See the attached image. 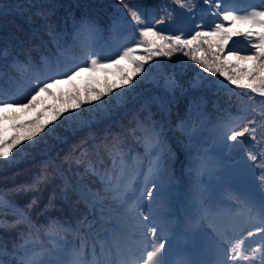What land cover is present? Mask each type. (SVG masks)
Returning a JSON list of instances; mask_svg holds the SVG:
<instances>
[{"label":"snow or ice","instance_id":"6c2138e0","mask_svg":"<svg viewBox=\"0 0 264 264\" xmlns=\"http://www.w3.org/2000/svg\"><path fill=\"white\" fill-rule=\"evenodd\" d=\"M119 2L135 23L138 35L132 46L123 47L115 54V58L107 57L91 45L81 43L80 46L87 49V59L76 62L71 67L63 66L60 55L67 47L69 37L51 25H45L47 40L41 36L34 38L30 44L24 42L17 46L20 51L11 57V67L25 77L27 90L23 99H19L18 93L0 88V159H12L15 153L21 151L25 142L36 144V137L46 130L50 131L49 126L62 116L74 127L87 126L89 120L82 118L81 111L84 104L101 101L105 95L111 96L114 88L134 85L137 82L135 77L141 73L145 76L148 74L146 65L154 58L162 55L171 58L177 52L187 56L200 69L194 87L205 79L216 77V81L209 79V83L221 84L225 88L231 85L233 87L228 89L229 91L249 102V105L242 109L247 115L239 118L240 121L247 120L242 126L237 127L232 121H221L218 124V132L224 142L236 144L238 141L250 139L256 142L257 149H264V108L258 111L255 107L257 97L262 98L261 104L264 105V0H261L258 6H251L250 10L244 11L236 8L231 0H203V5L207 8L201 6L203 15L199 16V22L196 19H186L182 28L167 34L159 26L171 21L168 9H162L159 18H155L139 4L130 6L125 0ZM173 2L189 16L198 7L197 0ZM112 27L114 31L122 27L120 18L114 19ZM73 29V43L83 34L93 35L97 32L95 23L86 19L75 23ZM241 40L244 46L236 47V43ZM33 51L39 54L38 59L33 56ZM141 51L144 54L138 55ZM101 60L106 63H101ZM121 61H127L131 65L130 71L121 69L122 85H113L106 90L88 89L96 94L87 100L78 92L72 93L69 99L74 100V103L70 106L57 108L46 103L45 97L63 102V97L53 91L55 86L71 82L80 73H92L98 69L106 70L119 66ZM202 73H207L208 78ZM3 75L4 73L0 72V76ZM177 87L179 85L174 78L166 79L167 91L174 92ZM117 98H120L119 93ZM153 105H156L163 118V114L168 110V103L163 98H149L141 105L138 117L134 118L129 126L122 127L117 132H109L99 144L95 143V140L91 144L82 140L74 145L66 154L65 160L84 167L82 173H75L78 177L75 183L64 175L60 165H56L54 161H45L32 183L20 188L21 191L39 192L41 186L48 182L49 173L55 176L59 171L63 181L61 194L67 198L71 192L77 197V201L84 205V212L75 225L69 227L67 221L52 219L44 228H38L32 222L28 211L6 199L7 193L0 192V229L6 230L20 225L25 227L24 231L18 233L17 242L13 243L11 249H8L4 241H0V264H197L187 258L179 261L169 259L170 253L166 244H170L167 233L172 230L171 224L157 219L150 211V205L141 204L145 197L151 202L155 198L154 193L158 192L156 178L165 174L161 154L164 157L171 156V149L168 148L164 136L162 119H155ZM33 110L37 113L34 118L26 122H15L21 113ZM48 110L53 112L52 119L41 121V117ZM203 116L201 105L193 101L189 113L181 119L179 126L185 131L190 142L195 138L197 124ZM6 120L14 121L11 125L13 129L29 130L25 133L14 131L10 136H5L7 129L3 127V122ZM129 138L134 147L143 148V153L136 154L135 160L138 163L147 162L145 191L140 192L139 196H135L132 187L136 166L131 163L134 148L129 147ZM77 152L79 156L76 155ZM105 157L111 161L110 167L106 164ZM247 157L256 162V150L250 149ZM259 158L264 160V151L260 152ZM204 167L205 160L197 151L196 155L191 156L190 168L199 175ZM87 176H94L100 187L94 189L86 183ZM148 184L151 185L150 188L147 187ZM258 188V226L243 237L230 235L227 227L217 229L213 237L216 259L212 264H264V176L259 178ZM250 197L254 198V194H250ZM54 200L55 194L50 197L49 206ZM35 203L36 200L33 199L27 207L31 208ZM4 209L13 216L11 222L7 221ZM113 212L122 214L116 217L119 221L117 227L109 230L105 225L112 219ZM218 215H223L219 208L201 199L189 218V227H196L204 220ZM69 232L75 235L78 241L70 250L62 238V233ZM42 234L56 241L54 248L49 249L46 244L37 242L36 237ZM254 237L260 239L253 248L247 241ZM37 248L44 251L38 252L35 250Z\"/></svg>","mask_w":264,"mask_h":264},{"label":"trees","instance_id":"16d2710c","mask_svg":"<svg viewBox=\"0 0 264 264\" xmlns=\"http://www.w3.org/2000/svg\"><path fill=\"white\" fill-rule=\"evenodd\" d=\"M23 13L24 15H28V16H34L33 14V7L32 4L29 0H0V15L1 14H7V13ZM34 25H36L37 29H41V25L40 22L38 23L37 20L33 19L32 20ZM200 74V69L198 68V66L196 65L192 71V74L186 75L184 76V78H181L179 81L182 82L184 81V86L189 84V88L194 89L195 90H201L202 93V102L205 103L207 101V99L209 97H211V94H209L208 96L204 94V90L209 88V85H212L216 91L218 92H223V88L221 85L218 84H210L209 83V79L211 81H213V78H208V74L205 75V73H202V75L205 78L203 81V83H201L198 86H193L196 80L197 75ZM141 76H137L135 77V80L140 78ZM122 78V77H121ZM215 78V77H214ZM121 81L123 82V80L121 79ZM137 81V80H136ZM138 81L137 83H135V85H138ZM75 84L77 85V87L81 90H83V94H81L80 96L87 100L90 97H93V94H96L95 92H90L87 91V83L86 80L84 78H78L75 82ZM123 84V83H122ZM122 84H118V85H122ZM101 85V81L98 78H91L90 81V86L91 87H99ZM113 85H107L106 89L108 87H111ZM136 88V87H135ZM86 90V91H85ZM120 90V93L122 94L124 91H127L126 88H114L113 94L116 93V91ZM86 92V93H85ZM125 93V92H124ZM137 92H135L136 94ZM113 94L109 97H112ZM63 97V102L59 101L57 102L56 100L52 99V102L49 105H53L57 108L60 107H64V106H70L72 103H74V100L69 99V94H63L61 95ZM56 101V102H55ZM199 102V101H198ZM61 103V104H59ZM116 103H118V101H116ZM86 105H89L90 107L94 108L93 110H91L90 112H84L82 109L83 107H85ZM225 105H221L220 107L223 108ZM81 109L82 113H83V117L85 119H89L91 116H93V114L96 111H99L100 114H103L102 111H100V106H96V102L94 101L92 104H84ZM106 107V106H105ZM109 109V111H115L116 108L114 105L112 104H108V106L106 107ZM220 108V109H221ZM184 109L188 112L189 108L188 106H185ZM113 112H109L107 113V116L112 118L113 117ZM52 115L53 112L51 110H49V112L46 115V121L47 120H51L52 119ZM184 115L186 116L187 113H184ZM122 119V118H121ZM121 119L119 120V124L121 126ZM112 120H114L112 118ZM205 121H206V117L203 116V119L197 124V132L196 135H203L204 132V127H205ZM103 122L105 124H107V128H113L111 125V121H108L106 119L103 118ZM91 121L89 120V124L87 126H90ZM87 126H82L83 128H86ZM31 126H29L30 128ZM50 131L46 130L44 133H40L37 137V143L36 144H30L28 142H25L24 145L21 146V151L19 153H15V157L21 158V157H25V158H30L32 160L33 164V168L36 169H41L42 164H40V162L44 163L45 161L51 160L55 157H57L58 155H61V153L59 152V144L61 143V141L65 140V138H62L60 136V132L62 130H67L69 129L71 132H75L76 130H79V128L74 127L72 124L68 123L67 120H65L63 118V116L61 118H58L55 122H53V124H51L50 126ZM81 129V128H80ZM29 129L25 128L22 129L20 133H25L27 132ZM195 135V136H196ZM15 152V150H14ZM248 152V150H247ZM247 152L245 154V161L248 160L247 157ZM214 164H217V160L214 162ZM65 174L67 175H72L75 173V168L74 166L71 165H66L63 166V170H62ZM89 185H91L94 189L97 187V183L94 180H91L89 182ZM215 195H217V192L215 193ZM203 200H207V198H201ZM200 199V200H201ZM199 200V199H197ZM197 200L195 202H193L192 208H194L197 204Z\"/></svg>","mask_w":264,"mask_h":264},{"label":"rangeland","instance_id":"374dc122","mask_svg":"<svg viewBox=\"0 0 264 264\" xmlns=\"http://www.w3.org/2000/svg\"><path fill=\"white\" fill-rule=\"evenodd\" d=\"M96 102V106H100L102 104H105L106 103V100L105 99H102L101 101H95ZM68 106V105H67ZM94 108L90 107L89 105H86L85 107H83V111L84 112H90L91 110H93ZM5 126V125H4ZM11 160V159H9ZM238 234H241L240 232L239 233H236L235 236H237Z\"/></svg>","mask_w":264,"mask_h":264}]
</instances>
